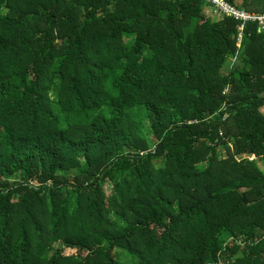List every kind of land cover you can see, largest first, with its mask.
Instances as JSON below:
<instances>
[{
  "label": "trees",
  "instance_id": "1",
  "mask_svg": "<svg viewBox=\"0 0 264 264\" xmlns=\"http://www.w3.org/2000/svg\"><path fill=\"white\" fill-rule=\"evenodd\" d=\"M208 6L0 0V264H264V29Z\"/></svg>",
  "mask_w": 264,
  "mask_h": 264
},
{
  "label": "built area",
  "instance_id": "2",
  "mask_svg": "<svg viewBox=\"0 0 264 264\" xmlns=\"http://www.w3.org/2000/svg\"><path fill=\"white\" fill-rule=\"evenodd\" d=\"M207 1L212 3L213 6L216 7L218 11H220V13L229 17H234L236 20H239L241 22L239 26L240 29L239 38H238L239 45L242 38V32L247 22H257L259 31L264 29V13L255 14V13L247 12L245 10H241L235 7L234 5L230 4L227 0H207Z\"/></svg>",
  "mask_w": 264,
  "mask_h": 264
},
{
  "label": "rangeland",
  "instance_id": "3",
  "mask_svg": "<svg viewBox=\"0 0 264 264\" xmlns=\"http://www.w3.org/2000/svg\"><path fill=\"white\" fill-rule=\"evenodd\" d=\"M206 13H207V15H208L210 18H212V19H214V18L220 16L219 14H221L220 11H218V10L216 9V7H213V6H208V7H206ZM237 60H238V59H236V58H231V59L228 61V64H227L228 68H230V67L233 68V67L235 66ZM225 70H227V68H225ZM262 110H263V112H264V108H263ZM122 252H124V251H122ZM123 256H124V253H122V257H123Z\"/></svg>",
  "mask_w": 264,
  "mask_h": 264
}]
</instances>
